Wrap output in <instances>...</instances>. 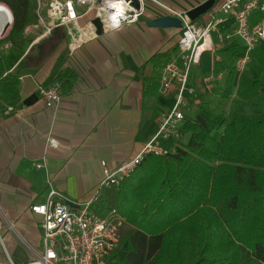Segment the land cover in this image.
I'll use <instances>...</instances> for the list:
<instances>
[{
	"label": "crops",
	"instance_id": "1",
	"mask_svg": "<svg viewBox=\"0 0 264 264\" xmlns=\"http://www.w3.org/2000/svg\"><path fill=\"white\" fill-rule=\"evenodd\" d=\"M156 1L188 12L208 0ZM208 12L195 21L206 23ZM90 14L35 44V32L9 41L11 28L0 40V74L19 78L20 98L12 110L0 103V264H23L33 251H42L41 218L31 208L46 202L49 189L68 201L87 202L102 178L101 164L115 169L132 159L154 133L159 116L171 109L173 94L158 93L159 75L176 53L181 29L149 26L164 16L147 3L135 24L95 37ZM233 28L228 19L218 26L221 33ZM71 36L82 40L73 53ZM211 41L214 52L203 54L200 66L191 70L189 85L198 100L187 99L186 115L226 77L225 71L216 70L224 61L221 50L239 43L236 38L220 43L215 33ZM56 82L62 98L49 109L37 89ZM207 86L210 92L203 91ZM34 95L36 102L23 105ZM163 145L171 148L175 143Z\"/></svg>",
	"mask_w": 264,
	"mask_h": 264
},
{
	"label": "trees",
	"instance_id": "2",
	"mask_svg": "<svg viewBox=\"0 0 264 264\" xmlns=\"http://www.w3.org/2000/svg\"><path fill=\"white\" fill-rule=\"evenodd\" d=\"M0 4L12 14L9 41L20 40L36 22L34 0ZM243 53L237 43L221 50L223 99ZM250 84L254 115L229 119L203 98L168 155L147 156L100 195L91 212L115 210L125 225L105 264H264V80L255 74ZM19 99V78L0 74V103L14 108Z\"/></svg>",
	"mask_w": 264,
	"mask_h": 264
},
{
	"label": "built area",
	"instance_id": "3",
	"mask_svg": "<svg viewBox=\"0 0 264 264\" xmlns=\"http://www.w3.org/2000/svg\"><path fill=\"white\" fill-rule=\"evenodd\" d=\"M147 3L156 5L162 16L175 18L181 23L176 53L163 65L159 75L158 93L161 97L173 94L171 109L159 116L154 133L132 159L115 169L101 164L102 178L95 194L87 202L77 204L68 201L56 190L49 189L46 202L32 206L31 211L41 218L42 251H33L31 259L23 264H105V259L118 247L124 221L115 210L100 217L91 212V207L104 191L118 188L128 179L147 156H166L174 148L175 145L167 148L163 144L175 143L179 139V130L188 111L187 99L193 97L198 100L195 89L189 85L190 73L194 67L200 66L203 54L214 52L212 33L223 44H229L236 38L244 50L233 63L235 80L243 75L255 48L264 45V0H215L207 11L209 19L204 24L191 21L186 16L187 12L174 10L156 0H131L130 9L125 13L128 19L122 20L121 27L135 24ZM34 4L36 22L23 31L25 34L35 32L32 44L47 38L56 28L76 24L90 13L100 21L103 32L118 30L107 26V17L114 9L108 8L105 0H34ZM7 11L6 15L10 13L9 26L0 32V40L7 36L13 22L10 10ZM255 15H258L256 19ZM224 19L234 24L232 33L219 31L218 26ZM92 28L95 30L94 26ZM81 43L78 37L71 36V53ZM203 91L210 92L211 86L204 87ZM37 95L44 107L56 108L62 98V86L58 82L41 86ZM8 110H12L11 107ZM9 264L13 263L9 261Z\"/></svg>",
	"mask_w": 264,
	"mask_h": 264
},
{
	"label": "rangeland",
	"instance_id": "4",
	"mask_svg": "<svg viewBox=\"0 0 264 264\" xmlns=\"http://www.w3.org/2000/svg\"><path fill=\"white\" fill-rule=\"evenodd\" d=\"M255 74L260 75L264 80V45H258L252 52L251 61L246 66L241 78L238 80L233 79L232 91L227 98L223 99V91L226 90L227 86L226 77H224L222 82L215 85L212 96H203L204 101H210L213 107H217L218 111L224 112L229 119L235 118V120H239L244 115H254L251 109V102L255 96L250 83L254 79ZM124 231L125 225L121 228V234Z\"/></svg>",
	"mask_w": 264,
	"mask_h": 264
},
{
	"label": "water",
	"instance_id": "5",
	"mask_svg": "<svg viewBox=\"0 0 264 264\" xmlns=\"http://www.w3.org/2000/svg\"><path fill=\"white\" fill-rule=\"evenodd\" d=\"M213 3H214L213 0H208L200 4L199 6L193 8L192 10H189L186 13V16L191 21H195L197 18H199L200 16L204 15L207 11H209ZM92 24L95 27V37L101 36L103 34V30H102V25L100 21L98 19H94L92 21ZM149 26L156 27V28H181V23L179 20L175 18L160 17V18H157L149 22ZM36 101H37V97L34 95V96L27 98L25 101H23V105L30 106Z\"/></svg>",
	"mask_w": 264,
	"mask_h": 264
},
{
	"label": "clouds",
	"instance_id": "6",
	"mask_svg": "<svg viewBox=\"0 0 264 264\" xmlns=\"http://www.w3.org/2000/svg\"><path fill=\"white\" fill-rule=\"evenodd\" d=\"M107 7L114 11L107 17V26L112 29H119L122 20H127L126 11L130 9L131 0H105ZM103 22V21H102Z\"/></svg>",
	"mask_w": 264,
	"mask_h": 264
},
{
	"label": "bare ground",
	"instance_id": "7",
	"mask_svg": "<svg viewBox=\"0 0 264 264\" xmlns=\"http://www.w3.org/2000/svg\"><path fill=\"white\" fill-rule=\"evenodd\" d=\"M6 11L7 10L5 9V7L2 4H0V32H2V30L4 31L7 28V26H9L10 13L6 15L5 13Z\"/></svg>",
	"mask_w": 264,
	"mask_h": 264
}]
</instances>
